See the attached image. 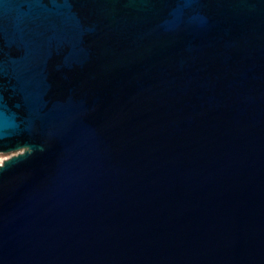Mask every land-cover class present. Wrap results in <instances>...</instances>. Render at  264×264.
Listing matches in <instances>:
<instances>
[{
	"label": "water",
	"instance_id": "obj_1",
	"mask_svg": "<svg viewBox=\"0 0 264 264\" xmlns=\"http://www.w3.org/2000/svg\"><path fill=\"white\" fill-rule=\"evenodd\" d=\"M0 264H264V0H0Z\"/></svg>",
	"mask_w": 264,
	"mask_h": 264
},
{
	"label": "rangeland",
	"instance_id": "obj_2",
	"mask_svg": "<svg viewBox=\"0 0 264 264\" xmlns=\"http://www.w3.org/2000/svg\"><path fill=\"white\" fill-rule=\"evenodd\" d=\"M9 156L10 154L0 153V164Z\"/></svg>",
	"mask_w": 264,
	"mask_h": 264
}]
</instances>
